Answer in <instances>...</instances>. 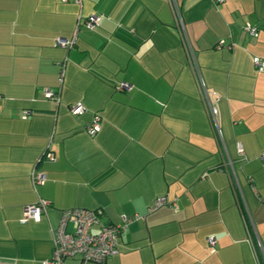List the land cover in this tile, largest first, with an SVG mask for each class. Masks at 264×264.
<instances>
[{
    "label": "crops",
    "instance_id": "crops-1",
    "mask_svg": "<svg viewBox=\"0 0 264 264\" xmlns=\"http://www.w3.org/2000/svg\"><path fill=\"white\" fill-rule=\"evenodd\" d=\"M173 1L183 31L168 0H0V264L50 259L72 208L99 211L93 230L138 216L107 264H264V0ZM158 196L169 203L150 210ZM39 199L40 220L22 222Z\"/></svg>",
    "mask_w": 264,
    "mask_h": 264
},
{
    "label": "built area",
    "instance_id": "built-area-1",
    "mask_svg": "<svg viewBox=\"0 0 264 264\" xmlns=\"http://www.w3.org/2000/svg\"><path fill=\"white\" fill-rule=\"evenodd\" d=\"M71 1L77 5H80L82 0H62ZM215 2H221L223 0H214ZM172 11L175 14L176 26L179 30L183 31V22L179 17V8L176 6L173 0H168ZM101 18V15L92 13L84 17L78 18V23L82 22L87 28H93L96 26ZM243 29L250 35L256 34V26L245 23ZM75 41V33L70 39L57 37L55 44L64 48H69L73 46ZM223 40L218 42V45H223ZM254 65L257 69L261 70L264 68V60L258 57H253ZM199 87L201 92L205 97V106L207 109L208 116L214 124L215 129L218 128L217 125V108L215 101H210L207 98V90L204 83L199 79ZM114 88L119 91L128 92L131 90L132 85L126 81H116ZM44 95L48 99L57 100V92L50 88L44 89ZM69 111L73 115H77L83 111V105L77 102L69 107ZM27 111L24 112V115ZM100 124V115L95 114L93 120L88 124L85 129L88 134H94L98 129ZM237 152L243 154V148L239 142L236 143ZM43 159L46 161H53L55 159L54 154L51 150H45L43 153ZM46 179L45 173L43 171H38L35 168L31 172V182L33 187L42 184ZM168 200L165 196H158L154 204L149 208L153 210L158 206L168 204ZM50 202L45 199H39L37 202L28 204L25 207L24 218L22 222H26L27 219H32L37 222L40 220L41 215L45 213L46 208L49 206ZM170 204L174 205V202ZM99 211L89 210L84 208H72L65 210L61 213L60 219L54 229H52V250L51 257L48 260L43 261V264H62L66 258H77L79 264H107V259L113 253H115V244L119 238L121 232L124 230L125 226L133 219H137L138 216L130 218L128 216L122 215L121 220L117 223H112L108 225H101L97 230H93V225L98 221ZM71 223L72 231H67V224ZM208 244L213 248L215 240L213 237L207 238Z\"/></svg>",
    "mask_w": 264,
    "mask_h": 264
}]
</instances>
